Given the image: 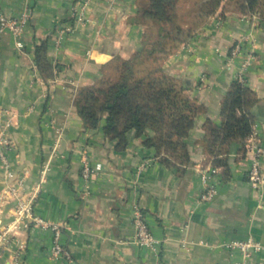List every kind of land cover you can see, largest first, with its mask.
Segmentation results:
<instances>
[{"label": "crops", "instance_id": "crops-1", "mask_svg": "<svg viewBox=\"0 0 264 264\" xmlns=\"http://www.w3.org/2000/svg\"><path fill=\"white\" fill-rule=\"evenodd\" d=\"M81 2L0 0V12L7 17L31 14L22 36L7 31L0 41V107L14 114L10 135L15 147L8 156L12 170L25 177L26 194L50 162L35 213L62 226L63 244L72 257L53 258L52 231L32 227L23 236L26 250L16 257L12 243L0 251V264H239L242 253L227 244L253 239L264 245V184L255 190L249 183L246 143L232 144L228 166L218 168L211 201L201 200L205 187L199 170L208 166L204 125L208 120L221 124V101L251 49L254 58L245 79L257 97L251 111L264 146L263 18L223 6L165 62L166 70L189 86L190 98L206 109L189 137L191 164L174 167L146 148L145 136L134 130L127 134L126 148L118 150L117 142L104 134V121L97 130L84 128L74 107L78 88L99 78L101 67L116 56L136 52L145 27L131 21L137 0H92L84 23L75 13ZM70 26L72 31L61 32ZM45 39L56 66L49 80L35 63L36 46ZM239 41L243 55L229 64ZM85 161L95 170L89 181L82 178ZM7 183L0 163V191ZM13 206L12 200L0 212L5 223ZM136 208L161 241L156 251L134 243ZM247 264H264V251Z\"/></svg>", "mask_w": 264, "mask_h": 264}, {"label": "trees", "instance_id": "trees-1", "mask_svg": "<svg viewBox=\"0 0 264 264\" xmlns=\"http://www.w3.org/2000/svg\"><path fill=\"white\" fill-rule=\"evenodd\" d=\"M223 6L243 15L258 13L264 20V0H137L131 21L146 26L141 47L129 58L116 56L101 67L99 78L78 88L74 107L84 128L97 130L104 121V134L117 142L118 150L126 148L127 134L134 130L138 137L145 136L144 146L155 149L164 164L190 165L189 137L206 109L190 98L189 86L169 73L165 62ZM48 47L45 39L35 49L44 80L56 75ZM256 102L247 82L230 84L221 101V124L208 120L204 125L205 165L228 166L232 144L244 145L253 132Z\"/></svg>", "mask_w": 264, "mask_h": 264}, {"label": "built area", "instance_id": "built-area-1", "mask_svg": "<svg viewBox=\"0 0 264 264\" xmlns=\"http://www.w3.org/2000/svg\"><path fill=\"white\" fill-rule=\"evenodd\" d=\"M92 0H82L79 8L75 10L77 20L80 21L83 15L85 6H88ZM31 18L30 12H24L19 18L7 17L0 12V41L5 32H10L15 38H19L25 32ZM72 31V27H65L61 32L67 33ZM250 40L252 38L250 36ZM254 42H252L253 46ZM242 41H239L232 49L228 58V63L233 64L236 58L243 55ZM253 49L247 54L238 72V80L246 82L245 72L253 60ZM14 122V114L7 108L0 107V163L5 172L7 180L6 187L0 191V212L10 201H14V206L10 211L11 219L4 222L0 217V251L2 249H9L12 243H15L16 250L14 254L19 256L26 250V241L22 240L20 234L29 231L32 227H39L42 229H50L53 233V244L50 250L51 256L55 259L71 260V254L63 244V228L58 224H52L41 218L35 213V203L38 193L42 185L46 182L47 173L50 170V162L48 161L41 170V177L39 183L34 190L26 194L25 177L16 174L12 170V164L9 159V153L14 150L15 144L10 135V129ZM59 137L61 130H58ZM245 156L250 161L248 170L249 183L255 190H260L264 184V171L262 169V160L264 159V146L260 141L258 132L254 129L249 139L246 141ZM200 175L202 183L205 187L201 195L202 201H211L217 193V186L215 178L218 174V169L211 165L200 167ZM95 174L89 162L85 161L82 168V178L89 181ZM133 223L135 227L134 243L156 251L160 240L152 233L146 217L136 208L133 214ZM230 250H239L243 255V260L239 264H247L248 260L256 252H263L264 245L253 240L248 239L244 241H233L226 245Z\"/></svg>", "mask_w": 264, "mask_h": 264}, {"label": "rangeland", "instance_id": "rangeland-1", "mask_svg": "<svg viewBox=\"0 0 264 264\" xmlns=\"http://www.w3.org/2000/svg\"><path fill=\"white\" fill-rule=\"evenodd\" d=\"M88 6H85V10H84V14L83 15H81V18H80V22H82V23H84L85 22V20L87 19V15H86V13L88 12ZM78 22H79V20H78ZM134 25V24H133ZM71 27V26H70ZM145 28H146V26H144ZM128 52V51H127ZM131 55L129 54V52H128V54H127V57L129 58ZM28 232V231H27ZM25 234H26V232H22L21 234H20V237L19 238H21L22 240H24V241H26L24 238H23V236H25ZM16 250V249H15Z\"/></svg>", "mask_w": 264, "mask_h": 264}]
</instances>
